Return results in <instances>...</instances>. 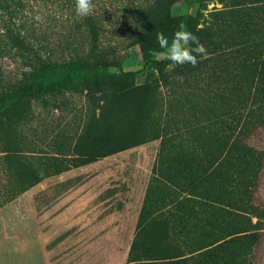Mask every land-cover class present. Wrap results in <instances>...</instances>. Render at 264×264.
Wrapping results in <instances>:
<instances>
[{"label": "trees", "instance_id": "obj_1", "mask_svg": "<svg viewBox=\"0 0 264 264\" xmlns=\"http://www.w3.org/2000/svg\"><path fill=\"white\" fill-rule=\"evenodd\" d=\"M167 1L179 0H145L125 22L114 20L144 63L137 87L136 73L124 71L115 50L101 44L102 14L74 19L52 44L46 30L21 19L18 0H0L7 15L0 41L19 48L22 69L0 90V160L6 171L17 170L8 200L71 167L158 140L126 264H250L264 236L256 196L264 162L252 144L264 122V0L233 11L184 0L197 9L180 16L166 10ZM181 23L206 49L195 67L150 55L164 51L157 33L171 44ZM79 78L85 81L77 89ZM74 89L87 103L74 145L38 156L30 136L34 104L47 108L45 100ZM130 94L137 96L130 106L116 103Z\"/></svg>", "mask_w": 264, "mask_h": 264}, {"label": "rangeland", "instance_id": "obj_2", "mask_svg": "<svg viewBox=\"0 0 264 264\" xmlns=\"http://www.w3.org/2000/svg\"><path fill=\"white\" fill-rule=\"evenodd\" d=\"M18 1L21 19L30 28L46 30L52 44L59 42V34L65 33L73 20L79 18L75 3L65 7L57 0ZM144 1L92 0L93 14L103 16L102 46L115 50L124 71L136 73L134 86L137 87L144 82V63L138 48L127 46L114 20L125 22V16L134 13V5ZM249 2L211 0L207 9L224 7L233 11ZM196 9V4L184 0L176 4L166 2V10L173 16L191 14ZM5 13L0 11V34ZM234 49L229 48L230 57ZM21 71L19 48L0 41V90L11 82L16 83ZM84 81L85 78H79L73 83L78 89L84 86ZM161 92V97L166 98L167 91ZM136 99V94L125 95L116 98V103L130 106ZM45 101L47 108L42 107L41 101L34 104L37 119L30 134L38 156L46 152L53 154L57 145L72 147L86 118L87 103L76 89ZM252 144L261 151L264 162V122L254 133ZM158 145V140L152 141L86 166L71 167L11 200H8V181L17 170L6 171L0 160V264H126L143 204H139L142 187L150 175ZM256 196L264 212V167ZM250 262L264 264V236Z\"/></svg>", "mask_w": 264, "mask_h": 264}, {"label": "clouds", "instance_id": "obj_3", "mask_svg": "<svg viewBox=\"0 0 264 264\" xmlns=\"http://www.w3.org/2000/svg\"><path fill=\"white\" fill-rule=\"evenodd\" d=\"M95 5L92 0H75V12L81 19L92 15ZM157 41L164 51L150 50L156 60L166 59L174 65L191 64L195 67L198 64V56L206 54V49L198 42V38L187 29L183 23L180 24L179 30L176 31L169 44L168 38L162 33H157ZM194 44L195 47H186Z\"/></svg>", "mask_w": 264, "mask_h": 264}, {"label": "crops", "instance_id": "obj_4", "mask_svg": "<svg viewBox=\"0 0 264 264\" xmlns=\"http://www.w3.org/2000/svg\"><path fill=\"white\" fill-rule=\"evenodd\" d=\"M150 173H151V170H150ZM149 178H150V175L148 176V179L146 180V182L143 184V187H142V195H141V198L139 199V204H142L143 203L144 196H145V191H146V188H147V185H148Z\"/></svg>", "mask_w": 264, "mask_h": 264}]
</instances>
